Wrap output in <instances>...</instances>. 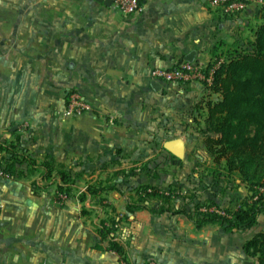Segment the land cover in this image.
<instances>
[{
    "label": "crops",
    "instance_id": "1",
    "mask_svg": "<svg viewBox=\"0 0 264 264\" xmlns=\"http://www.w3.org/2000/svg\"><path fill=\"white\" fill-rule=\"evenodd\" d=\"M261 15L251 4L228 16L208 0H144L143 12L131 16L98 0H0V140L22 134L33 156L85 167L88 182L101 180L105 166H140L148 174L167 157L165 135L181 126L168 111L191 105L194 112L209 94L199 83L156 88L151 69L174 67L192 52L209 63L215 50L245 46ZM68 89L92 110L59 114ZM36 179L0 170V264H120L123 256L134 264H260L245 243L264 231V212L255 226L231 232L217 224L199 229L188 217L199 203L236 209V198L198 191L162 221L133 222L137 236L121 241L123 255L101 239L92 214L103 211L89 203L103 198L126 212L125 195L88 196L85 203L73 195L57 205L49 191L34 194Z\"/></svg>",
    "mask_w": 264,
    "mask_h": 264
},
{
    "label": "trees",
    "instance_id": "2",
    "mask_svg": "<svg viewBox=\"0 0 264 264\" xmlns=\"http://www.w3.org/2000/svg\"><path fill=\"white\" fill-rule=\"evenodd\" d=\"M262 21L253 28L252 39L245 46H231L225 53L214 51L208 67L216 66L213 82L207 87L208 99L197 105L198 115L194 121L200 126L205 151L213 162L222 169L215 175L237 176L249 191V195L236 209L223 208L214 202L199 203L188 217L197 228L217 224L227 231L244 230L255 226L264 212V8ZM23 135L9 140H0V170L13 178L38 175L33 182L34 194L49 191L55 184L57 191L69 197L77 189L78 172L73 167L59 165L51 156L35 157L23 143ZM105 168V167H104ZM103 168V169H104ZM81 175L85 170L80 171ZM222 173V174H221ZM77 177V178H76ZM118 185L105 186L95 181L82 191L80 200L96 197L103 192L118 190ZM152 187L142 185L136 189L140 203L126 202V212L144 208V200ZM148 195V196H146ZM103 201V198H102ZM137 202V201H136ZM214 206V209H210ZM205 207V210H201ZM114 210V209H113ZM165 210H161L163 214ZM168 211V210H167ZM180 208L173 212L176 214ZM84 212H88L86 209ZM129 221V217H125ZM122 221V220H121ZM102 220L97 223L101 239L119 254L124 252L115 238V226ZM246 252L264 264V231L257 233L245 243Z\"/></svg>",
    "mask_w": 264,
    "mask_h": 264
},
{
    "label": "rangeland",
    "instance_id": "3",
    "mask_svg": "<svg viewBox=\"0 0 264 264\" xmlns=\"http://www.w3.org/2000/svg\"><path fill=\"white\" fill-rule=\"evenodd\" d=\"M2 66V69L6 71H9L11 68H8V65ZM59 80L62 82L64 81L63 79ZM199 84L204 85L206 88L209 86L207 84ZM71 92L78 91L75 89H68L65 91L67 94L63 93V96L66 95V97H68V93ZM205 93H207L206 90ZM206 99H208V97ZM191 108L190 105L185 110L171 109L168 111L169 117H173V119L176 117L178 119L176 122L182 127L178 126L177 129L169 131L165 135V138L168 140L176 138L182 140L183 145L185 146L184 158H178L168 152L165 160H162L161 164L151 166L150 173L148 174L143 173L144 168L140 166L124 167L113 165L105 166V168L103 167L104 169L102 170L100 177L104 182V185L108 186L116 184L118 185V190L103 192L100 195L119 192L121 195L126 196L125 202H127L129 198L130 202H135L137 204L140 203L139 198L134 196H136V189L140 188V186L148 185L152 187L150 193H158L145 199L143 202L144 208L135 210V213L133 214L124 212V207L118 211H114L111 208L113 207L112 203H102L101 199L91 200L92 203H89L90 205H96L99 210L103 211L101 213L99 211V216L98 214H92L97 216V222L104 220L106 223H111L110 221H112V219H115V221L122 220L118 223V226H115L116 230L114 231L115 238L119 244L121 241H123V243L133 241L134 237L137 236L136 232L130 230L133 222L144 221L148 218H150L151 222L157 221L156 219L162 221L159 216H164L167 213L173 214V212L179 209V207L183 205L182 203H186V201H188V204H191L190 202H192L193 194L198 191L210 195L217 194V196L223 198V200L228 197H232L233 199L236 198V200L233 201V206L240 204L246 196L249 195V191L245 187V184L238 182L239 179L237 176L233 175L227 178L224 175H215L214 170H221L222 168L216 165L211 156L205 151L202 135L200 134V126L195 121L193 122V118L195 115H198V111L193 110L194 112H192ZM24 134L27 136L26 133ZM12 137L15 138L16 135H12ZM73 168L75 172L80 173V177L77 181V189L72 192V195H70L69 198L73 195H77L80 199L82 191H85L89 185L95 182L91 179V182L85 181L86 173L84 172L81 175L80 172L85 170V167L76 166ZM87 177L89 179V176H86V178ZM240 186L243 188L245 187V190H239L238 188ZM49 193L57 205H65L66 202L61 204L59 201L55 184L49 188ZM88 202L89 201L86 202V205H88ZM163 209L165 210V212L163 211L164 215L161 214V210ZM125 217H129V221H127ZM139 232L142 233V231ZM122 254L125 255L124 252ZM124 258L130 261L128 258Z\"/></svg>",
    "mask_w": 264,
    "mask_h": 264
},
{
    "label": "built area",
    "instance_id": "4",
    "mask_svg": "<svg viewBox=\"0 0 264 264\" xmlns=\"http://www.w3.org/2000/svg\"><path fill=\"white\" fill-rule=\"evenodd\" d=\"M209 4L220 9L225 15L234 16L244 13L251 4L264 8V0H208ZM112 4L124 16L136 15L144 10V0H112ZM209 68L208 63L200 60H184L174 67H154L150 71V78L159 84L180 83L192 84L202 83L211 85L216 66ZM66 106L59 114L64 117L81 115L92 110L93 105L80 92H71L67 95ZM57 196L61 204L68 199L67 194L58 192ZM1 211V204H0ZM118 226V225H116ZM120 264H134L124 257L119 258ZM143 264H157L154 260H148Z\"/></svg>",
    "mask_w": 264,
    "mask_h": 264
},
{
    "label": "water",
    "instance_id": "5",
    "mask_svg": "<svg viewBox=\"0 0 264 264\" xmlns=\"http://www.w3.org/2000/svg\"><path fill=\"white\" fill-rule=\"evenodd\" d=\"M101 2H104L106 5H111L112 0H98ZM195 55L194 52H192L189 57H187L188 61H193V56ZM153 86L156 88H159V83L153 81ZM164 147L169 151L171 154L177 156L178 158H184L185 156V146L183 145V142L181 139H171L165 142ZM245 264H253L252 262H246Z\"/></svg>",
    "mask_w": 264,
    "mask_h": 264
}]
</instances>
